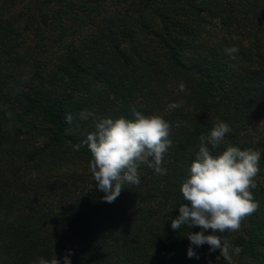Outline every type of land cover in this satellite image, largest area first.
Segmentation results:
<instances>
[{
  "label": "trees",
  "instance_id": "obj_1",
  "mask_svg": "<svg viewBox=\"0 0 264 264\" xmlns=\"http://www.w3.org/2000/svg\"><path fill=\"white\" fill-rule=\"evenodd\" d=\"M232 46L235 59L224 51ZM133 105L172 125L166 175L141 165V183L113 203L91 173L74 172L51 196L40 178L23 177L31 165L20 162L53 147L89 167L87 146L74 147L95 131L81 110L133 119ZM217 121L233 131L214 155L229 144L261 153L260 209L224 235L243 249L233 264H264V0H0V148L37 138L0 156V264L55 255L63 264L68 251L72 264H227L208 245L189 258L186 234L200 229L171 228L199 137Z\"/></svg>",
  "mask_w": 264,
  "mask_h": 264
},
{
  "label": "clouds",
  "instance_id": "obj_2",
  "mask_svg": "<svg viewBox=\"0 0 264 264\" xmlns=\"http://www.w3.org/2000/svg\"><path fill=\"white\" fill-rule=\"evenodd\" d=\"M224 51L235 59L239 49L232 46ZM184 90L185 85L181 83L180 91ZM180 106V103L170 104L168 110ZM130 112L133 119L97 118L94 111L87 109L79 113L81 120L92 118L95 131L74 147L77 151L83 146L89 149L90 173L96 188L105 194L102 199L107 203L115 202L124 185L138 186L141 183V165L153 169L157 175L167 174L162 163L172 146L169 138L172 125L163 116L145 115L134 105ZM65 122L72 124L73 115L67 114ZM176 127H180L179 122ZM232 131L228 123L217 121L207 134L199 137L189 176L180 187L185 203L179 207V216L171 219V228L178 231L186 225L189 229H200L186 234L190 241L189 258L198 259L195 248L208 245L209 253L219 251L218 261L222 258L227 264H233V256H238L243 249L234 246L224 233L239 231L243 221L260 209L253 190L257 187L261 170V153L251 148L241 150L230 144L221 154L212 153ZM71 255V251L64 255L63 264H72ZM38 264H61V260L57 255L50 261L40 257Z\"/></svg>",
  "mask_w": 264,
  "mask_h": 264
},
{
  "label": "rangeland",
  "instance_id": "obj_3",
  "mask_svg": "<svg viewBox=\"0 0 264 264\" xmlns=\"http://www.w3.org/2000/svg\"><path fill=\"white\" fill-rule=\"evenodd\" d=\"M258 52L259 50L257 49L254 54ZM41 126L42 134L45 136L49 135L51 130L50 124L43 120ZM36 142L37 138H28L21 142L17 141L15 144L8 143L6 146L0 148V156H6L8 153H11L12 150L21 151L24 149H32L35 147ZM30 165L31 168L29 172L25 173L23 177H25L27 181H33L32 178L35 177L40 178V182L45 184L44 187L47 196L60 192V189L65 190L66 186H62L65 183L72 182V179L70 181L69 179L73 176L74 172L79 170V172H87L86 174H90V169L84 158L79 155L73 157L66 150H61L57 147L50 148V150H44L41 153V156L37 158L36 162L27 165L20 162L19 167L25 168V166ZM8 167L10 170L15 169L12 163H8Z\"/></svg>",
  "mask_w": 264,
  "mask_h": 264
}]
</instances>
